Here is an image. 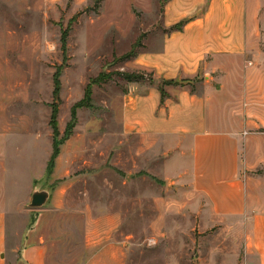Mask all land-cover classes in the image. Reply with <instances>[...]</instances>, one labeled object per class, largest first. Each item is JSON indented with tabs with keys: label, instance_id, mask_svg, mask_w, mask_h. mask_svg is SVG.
Masks as SVG:
<instances>
[{
	"label": "rangeland",
	"instance_id": "1",
	"mask_svg": "<svg viewBox=\"0 0 264 264\" xmlns=\"http://www.w3.org/2000/svg\"><path fill=\"white\" fill-rule=\"evenodd\" d=\"M96 1L0 0V135L24 199L10 241L36 229L33 240L54 243L66 264H83L98 250L104 264H261L264 233L252 214L214 217L190 187L166 178L171 153L163 139L128 130L138 125L129 121L128 97L149 82L132 84L120 74L148 76L136 60L149 37L166 33L165 0H143L144 7L107 0L106 11V0ZM141 38L137 56L125 60ZM102 75L111 79L97 85ZM188 86L203 92L202 82ZM36 188L51 192L43 209L30 206Z\"/></svg>",
	"mask_w": 264,
	"mask_h": 264
},
{
	"label": "crops",
	"instance_id": "2",
	"mask_svg": "<svg viewBox=\"0 0 264 264\" xmlns=\"http://www.w3.org/2000/svg\"><path fill=\"white\" fill-rule=\"evenodd\" d=\"M131 2L144 7L143 0ZM182 23V31H171ZM161 24L166 33L149 37L136 60L155 85L129 95L127 115L138 125L128 130L163 139L171 153L166 178L190 187L214 217L252 214L264 233V0H165ZM163 81L182 84L169 87L165 103ZM196 82L204 85L201 94L188 89ZM3 143L0 135V264H66L54 243L33 240L36 229L10 241L11 219L24 199ZM97 252L83 264H104Z\"/></svg>",
	"mask_w": 264,
	"mask_h": 264
},
{
	"label": "trees",
	"instance_id": "3",
	"mask_svg": "<svg viewBox=\"0 0 264 264\" xmlns=\"http://www.w3.org/2000/svg\"><path fill=\"white\" fill-rule=\"evenodd\" d=\"M105 0H97L96 1V5L97 7H100V5L104 2ZM185 26V23H182L176 27H173L171 29L172 32H175V31H182L183 28ZM67 36H68V33H64L63 37V41L65 42L66 39H67ZM142 47V38L138 41V43L135 45V47L133 48L132 52L130 54H128L124 59L125 60H128L132 57H136L137 54H136V50L138 48H141ZM122 76V78L124 80H126L127 82L129 83H132V84H139V83H143L147 80L148 78V82L151 86L155 85V80H154V76L153 74H147L148 76H146V74L144 73H122L120 74ZM111 79V76L109 77H105V75H102L98 78V80L96 81V84L97 85H101L102 83H107L109 80ZM182 84L178 83V82H175V81H163L160 83L159 85V90H160V93L162 95V103H165V101L170 98V95L166 92L165 90V87H179L181 86ZM59 87H60V84H59V81L58 80H55V97H57L58 93H59ZM192 92L193 93H197L195 91V89L193 88L192 89ZM91 101H92V93H91V86H89L87 89H86V96H85V103L88 102V106L91 105ZM74 116H75V113H74ZM51 128L54 132V136L56 137L58 135V109H54L53 110V113H52V117H51ZM55 152H54V155L51 159V162H50V169H52L55 165V161L57 159V156L59 155V151L56 147V143H55ZM48 175L49 172L47 173Z\"/></svg>",
	"mask_w": 264,
	"mask_h": 264
},
{
	"label": "water",
	"instance_id": "4",
	"mask_svg": "<svg viewBox=\"0 0 264 264\" xmlns=\"http://www.w3.org/2000/svg\"><path fill=\"white\" fill-rule=\"evenodd\" d=\"M51 192L36 188L34 191L32 202L30 204L33 209H43L51 200Z\"/></svg>",
	"mask_w": 264,
	"mask_h": 264
}]
</instances>
